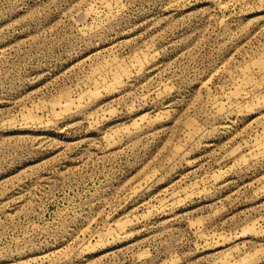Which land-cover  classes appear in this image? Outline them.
I'll return each mask as SVG.
<instances>
[{"label": "rangeland", "instance_id": "rangeland-1", "mask_svg": "<svg viewBox=\"0 0 264 264\" xmlns=\"http://www.w3.org/2000/svg\"><path fill=\"white\" fill-rule=\"evenodd\" d=\"M0 264H264V0H0Z\"/></svg>", "mask_w": 264, "mask_h": 264}]
</instances>
